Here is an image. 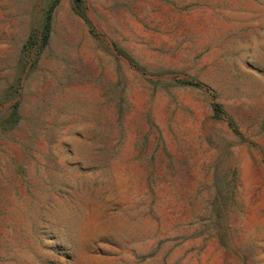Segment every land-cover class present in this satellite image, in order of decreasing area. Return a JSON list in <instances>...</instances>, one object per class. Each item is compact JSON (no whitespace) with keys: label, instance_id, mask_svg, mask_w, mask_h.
Segmentation results:
<instances>
[{"label":"rangeland","instance_id":"obj_1","mask_svg":"<svg viewBox=\"0 0 264 264\" xmlns=\"http://www.w3.org/2000/svg\"><path fill=\"white\" fill-rule=\"evenodd\" d=\"M0 264H264V0H0Z\"/></svg>","mask_w":264,"mask_h":264},{"label":"trees","instance_id":"obj_2","mask_svg":"<svg viewBox=\"0 0 264 264\" xmlns=\"http://www.w3.org/2000/svg\"><path fill=\"white\" fill-rule=\"evenodd\" d=\"M52 8L53 7H50L47 14H46V17H45V21H44V24H43V27H42V31H41V37H42V41L43 43L46 42V40L48 39L49 37V32H50V28H51V11H52ZM213 109L216 113H218L220 110V106L219 104L217 103H214L213 104Z\"/></svg>","mask_w":264,"mask_h":264}]
</instances>
